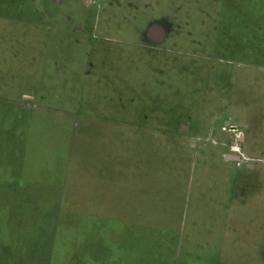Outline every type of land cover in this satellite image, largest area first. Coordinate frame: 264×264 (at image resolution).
Returning <instances> with one entry per match:
<instances>
[{"label": "rangeland", "instance_id": "obj_1", "mask_svg": "<svg viewBox=\"0 0 264 264\" xmlns=\"http://www.w3.org/2000/svg\"><path fill=\"white\" fill-rule=\"evenodd\" d=\"M81 2L84 19L93 23L84 26L95 41L91 56L90 49L84 46L87 42L84 47L79 46L80 42L74 45V40L80 39L79 33H67L66 41L67 51L71 46L74 49L77 79L81 77L82 88L77 91L80 95L71 97L72 90L68 88L50 90V99L44 103L47 105L41 103L37 108L51 117L77 113L98 117L126 115L130 121L123 122L122 129L146 130L147 137L141 141L145 140L144 160L148 166V226L171 229L176 221H182L189 242L207 240V229L191 208L193 201L187 207L191 208L188 213L181 211V205L177 207L173 220L170 203L172 197L181 199L185 195L189 180L184 181L179 173L185 170L186 163L202 162L208 156L202 154L204 148L231 151L236 136L245 132L240 124L245 129L248 126L241 117L249 115L242 113L252 107L257 108L259 119L248 121L251 128L246 130L244 154L262 156L264 137L254 134L256 122L264 117V0ZM13 13L15 17L21 15L19 9ZM8 24L0 19L1 55L13 50L15 44L12 46L11 41L15 38L20 39V51L15 63H5L13 65L10 68L14 69V76L13 71L1 67L0 109L17 106V86L22 94L28 93L26 73L25 77L20 73L26 71L25 25ZM70 24L63 28L73 30L75 25ZM12 26L16 30L10 34ZM17 33L20 36H15ZM158 35L160 40L155 38ZM1 116L11 124L8 114L0 113ZM231 126L237 129L236 133ZM210 155L217 160L218 153ZM194 188L193 182L192 193ZM64 204L68 211H73L75 204L81 212L91 209L88 201ZM146 252L141 264H165L169 253L158 247ZM181 254L184 256L173 257L171 264H202L200 260L187 259L186 251Z\"/></svg>", "mask_w": 264, "mask_h": 264}, {"label": "crops", "instance_id": "obj_2", "mask_svg": "<svg viewBox=\"0 0 264 264\" xmlns=\"http://www.w3.org/2000/svg\"><path fill=\"white\" fill-rule=\"evenodd\" d=\"M1 9L4 12L0 13V19H4L7 25L8 22L15 25L22 23L25 29L28 28L27 31L24 29L26 71L20 72L24 73L22 76L26 73L24 79L28 93L22 94L21 87L17 86V106L13 109H0V113L8 114L9 111L11 125L19 122L18 129L21 133H38L39 136L35 137V141L45 143L44 147L51 150L54 147L59 148L62 156V162L58 165L59 175L54 182L46 183L44 187L49 190L50 200L60 201L62 209L66 212L91 219L96 235L106 234L108 238L114 239L117 227L126 235L138 236L140 239L141 234H144L148 227L158 231L163 235V240L156 243L155 247L169 251L165 264L166 261L167 264L173 263V257L184 256L181 251H186L187 259H197L202 264H264V148L262 146L260 149L262 156L260 158L249 156L251 162L239 161V157L229 149L227 151L225 147L224 152L223 150L213 152L211 148H204L202 154L208 156L197 165L195 162L189 165L186 163L185 170L179 173V177L183 175L184 181L189 180L190 186L187 185L185 195H182L181 199L172 197L171 219L173 220L180 205L181 211L184 210L186 213L193 208L198 222L204 224L207 229L205 231L207 240L189 242L188 233L185 238L186 234L182 230V221L179 223L176 221L175 227L171 229L148 226V166L144 160L147 157L145 140L141 141V138L147 137V131L122 129L125 127L123 122L130 121L126 115L98 117L77 113L51 117L37 108L50 99V90L64 91L68 88L72 90L71 97L80 95L77 91L81 87L79 85L81 77L77 79L74 49L71 46L67 51L66 41L67 33L74 36L79 33L80 39H75L74 45L77 46L80 42L81 47L87 42L88 44L84 46L90 49L88 55L91 56L95 41L91 32H86L84 28L85 25L87 27L92 23L91 19L88 22L83 17L84 4L81 0H0ZM18 9L21 15L15 17L13 10ZM76 13L79 14V18L76 17ZM68 23L75 25L73 30L63 28V25ZM11 29L10 34L16 30V27L12 26ZM15 36L20 35L17 33ZM15 39L16 41H11L10 44L12 46L15 44L17 50L14 47L11 52H2L3 55L0 51V70L2 65L8 71L14 70L10 68L13 65L5 66V63H15L19 58L17 55L20 51L18 43L20 39ZM68 57H70L69 61ZM12 75L14 76V71ZM64 96H66L65 92ZM252 105L253 103L249 106ZM17 107L25 108L31 113L12 112ZM256 110V107H252L242 113L249 115L241 117L248 125L245 129V126L240 124L245 130L244 133L242 132L245 143L246 130L249 131L251 128L249 119L251 118L253 122L254 118L259 119ZM263 118L258 121L259 123L256 122V127H263L257 128L255 137L259 135L264 137ZM0 119H2L1 123L8 125L3 121L6 119L2 116ZM132 138L134 140L131 141ZM243 151L245 153L246 145ZM213 153H218L217 160L211 157L210 154ZM259 163L262 165L259 166ZM193 182L195 188L192 193ZM81 196H85L86 199L80 198ZM82 201L91 203L90 212L78 211L77 204L73 206V211H68L64 207V203ZM191 202L193 205L188 209ZM56 216L57 211L53 210L49 219L50 226L54 227ZM52 231L54 232L55 228ZM47 241L43 248L47 256L41 259V262L31 258L25 263L18 261L17 264H51L50 238ZM113 246L112 242L108 246L110 254L113 252Z\"/></svg>", "mask_w": 264, "mask_h": 264}, {"label": "trees", "instance_id": "obj_3", "mask_svg": "<svg viewBox=\"0 0 264 264\" xmlns=\"http://www.w3.org/2000/svg\"><path fill=\"white\" fill-rule=\"evenodd\" d=\"M12 112L31 113L20 107ZM18 123L0 126V264L31 258L41 262L49 238L51 264H141L147 249L153 250L163 235L149 227L140 239L117 227L114 239L96 235L91 219L66 212L60 201L50 200L44 187L59 175V148L51 150L35 141L38 133H21ZM53 210L57 211L54 227L49 225ZM111 242L113 256L108 250Z\"/></svg>", "mask_w": 264, "mask_h": 264}, {"label": "built area", "instance_id": "obj_4", "mask_svg": "<svg viewBox=\"0 0 264 264\" xmlns=\"http://www.w3.org/2000/svg\"><path fill=\"white\" fill-rule=\"evenodd\" d=\"M231 131L236 133L237 132V129L234 128V127H230ZM242 144H243V136L242 134H238L236 136V141L235 143L231 146V152L233 154H235L236 156L239 157V161H243V162H251L252 159H250L249 157H247L244 152H243V147H242Z\"/></svg>", "mask_w": 264, "mask_h": 264}, {"label": "water", "instance_id": "obj_5", "mask_svg": "<svg viewBox=\"0 0 264 264\" xmlns=\"http://www.w3.org/2000/svg\"><path fill=\"white\" fill-rule=\"evenodd\" d=\"M157 40H160L161 39V37H160V35H158L157 37H155Z\"/></svg>", "mask_w": 264, "mask_h": 264}]
</instances>
